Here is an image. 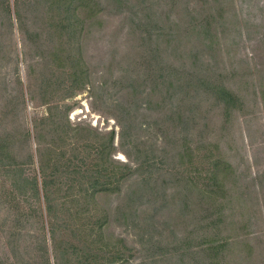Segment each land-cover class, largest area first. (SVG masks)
<instances>
[{"label": "trees", "instance_id": "1", "mask_svg": "<svg viewBox=\"0 0 264 264\" xmlns=\"http://www.w3.org/2000/svg\"><path fill=\"white\" fill-rule=\"evenodd\" d=\"M105 1H107L106 8L112 2L118 6L116 10H121L119 6L124 4L123 0ZM130 5L137 14L136 21L132 19L131 22H136L142 31L138 35L139 43L132 45L124 52L119 61V71L114 77L116 81H121L123 84L114 102L119 110V115L114 117L120 128L119 146H121V152L131 161H121L117 171L112 165L113 160L109 158V150H106L108 146H113L114 131H107L106 136L94 131L92 136L95 139L88 136L83 140L82 131L85 128L70 126L67 119L69 107L62 108L56 103L57 100H65L73 96L75 90L84 89L89 82L87 81L88 69L81 62L80 33L83 30V20L79 10L82 7L94 10L95 7H99V2L94 0H28L27 2L13 0L12 7L15 19L19 22L17 31L21 35L23 54L34 59L35 65L39 67L34 80L28 81L25 86L28 93L33 92L35 88L38 97L32 94L29 96L35 106H47L46 115L33 119L35 140H38V127L44 125L45 136L49 141L47 149L49 152H55L57 156L55 161L47 159L45 162L41 157L40 148L36 147L33 150L29 143L30 133L24 121L26 107L21 87L23 83L18 78L20 89L18 87L17 91H12L2 78L0 81V209L7 201L16 197L36 205L41 214L44 209L47 214L54 216V206H63L68 215L78 216L75 221L77 231L87 232L84 240L68 241L70 257L75 261L83 262L88 255L87 247L94 243L97 245L101 243L100 232L105 224L103 220L93 221L97 219V213L93 209L84 211L83 208L86 207L84 204L94 202L97 193H111L114 188L111 189L110 186L115 182L117 184L115 189H118L119 193L123 184L127 187L117 207L124 218H127L130 213L133 214V210L139 213L143 205L160 200L161 204L157 206L156 211L158 213L162 208H166L165 184L170 179L175 185L173 198L179 192H183L179 194L173 207L176 217L190 214L191 220L197 222L183 242L192 244L197 238L192 234L199 230H202L204 235L197 241L194 248H189L188 245L185 253L177 252L175 246L158 250L157 253H148V250L158 243L160 238L150 234L144 239L143 235H140L141 239L138 240L140 247L137 250L142 251V248H145L144 245L148 246L147 253L138 264H184L185 260L180 257L190 251L194 259L193 264H223L224 260L229 262L232 260L236 263L239 259L246 261L250 259L253 254L251 251L254 249L249 243V234H254L245 230L249 225L247 219L243 223L240 219L237 222L240 234L233 243L235 247L240 246L239 249L232 247V241L227 237L216 240L209 237L212 231L218 234L227 229L232 231L231 227L234 222L236 223V220L234 222L228 220L229 215L224 213L226 205L223 206V203L217 199L218 193L221 196L228 195L230 188L226 184L229 180H234V177L232 178L234 171L232 169L228 171L230 165H227L225 161L226 148L221 146L220 141L214 140L203 146L204 151L197 149L199 157L211 160L209 165L197 167L195 175L185 174L178 167L184 162H192L191 158L196 149L192 144L190 145V135L194 130H198V125L202 127L197 133L200 138L204 132L208 137L211 134V129L214 127L213 116L209 117L210 110L203 106L204 100L208 97L212 99V104L214 101L215 106L223 102L221 116L225 121L218 129L216 128L220 138L226 136L225 123L228 121L232 130L229 134L236 140L237 131L234 128L233 111L239 110L238 106L242 104L241 98L221 83L222 73L212 71L209 62L199 61V53L204 51L203 46H205L204 35L211 33L210 30L213 27L211 21L204 23L201 20L198 24L190 25L186 32L179 28L172 32L153 24L155 12L149 1L143 0ZM122 10L129 11L128 8ZM10 12L11 0H0V61L11 57L17 61ZM207 17L210 15L203 16L205 20ZM130 33L134 34L135 29H132ZM186 35H193V37L197 35L198 49L196 51H192V46L187 49ZM160 37L162 41L164 37L163 49L158 41ZM172 41L174 43L171 52L176 51L182 57L181 47H185L184 52L190 63L180 61L176 64L162 57H167L168 46ZM192 41L193 39H190L191 44ZM161 60H165V63ZM33 66L34 64L29 65V73H32ZM57 70L58 73H56ZM256 89L258 104L261 102L264 105V85L259 81ZM143 111L153 116L155 125L166 127L165 130L169 131L170 135L166 132L161 133L163 139L161 145L150 150L158 151V155L150 156V151H147L140 158L141 155L133 157L131 150L125 145L130 142L134 144L133 132L143 127V123L138 120ZM145 127H149L148 123ZM89 132L93 131L89 130ZM78 135L82 139L78 138ZM102 138H105L106 142H101ZM168 143L173 146V149L168 147ZM79 146L89 147L87 154H91L89 156L91 163L83 164L82 159L79 162L75 161ZM212 156L214 158H211ZM169 165L172 166L170 169H168ZM35 168L38 169L39 176ZM166 174L169 175L168 179L165 178ZM193 178L196 179L195 182ZM199 181H201L200 185L197 184ZM192 193L195 194L191 199ZM67 203H73V205H66ZM1 212L0 264H36L30 259H25L20 253V249L25 248L22 240L19 241L22 232L30 231L25 225L26 222L21 223L23 220H20L17 224L8 225L5 222L7 217L4 218L3 215L1 218ZM11 213L10 209L4 212L8 214L7 219ZM26 215L28 214H20V218ZM241 217L243 218L242 215ZM18 218H12V220L17 221ZM84 219L87 222L82 221ZM152 220L153 215L146 220L148 221L147 230L150 227L154 228ZM260 233L262 231L257 232V234ZM152 239L154 242L147 244ZM173 242L170 241V244ZM41 254L49 264L45 245Z\"/></svg>", "mask_w": 264, "mask_h": 264}, {"label": "rangeland", "instance_id": "2", "mask_svg": "<svg viewBox=\"0 0 264 264\" xmlns=\"http://www.w3.org/2000/svg\"><path fill=\"white\" fill-rule=\"evenodd\" d=\"M24 1L27 2L28 0ZM94 1L99 2V7H95L94 10L89 7H82L79 10L80 17L83 20V30L80 33L82 45L81 62L88 69L87 81L89 82L84 89L75 90L73 96L65 100H57L56 103L62 108L64 106L69 107L67 119L70 126H82L85 128L82 131L84 133L83 140L88 136L95 139L92 136L94 131L99 132L103 136H106L105 133L107 131H114L113 146H108L106 150H109V158L113 160L114 170L119 171L118 166L121 161H131L121 152V146H119L118 133L120 128L114 118L119 115V110L114 105V102L123 84L121 81H116L114 77L119 71V61L124 52L131 48L132 45L139 43L138 35L142 30L139 29L136 22H131L132 19L136 21L137 14L130 7V4L143 0H123L124 4L119 6L121 10H116L118 6L115 3L111 2L106 8L107 1ZM147 1H149L152 10L155 12L153 24L167 31L174 32L179 28L186 32L190 25L198 24L201 20L204 23L211 21L213 27L210 30L211 33L204 35L205 46H203L204 51L199 53V61L205 60V62H209L208 64L212 71L222 73L221 83L233 91L234 95L241 98L242 104L239 106L236 104L239 110L233 111L234 128L237 131V134L235 133L236 140L229 134L232 130L228 121L225 123L226 136L220 138V133L217 129L225 121L223 120L224 117L221 116L223 102L221 101L219 105L215 106L214 101L212 104V99L208 97L204 100L203 106L210 110L209 117L213 116L214 127L211 129L209 137L204 132V135L200 138L197 133L202 127L198 125V130H194L190 135V145L192 144L194 149H196L191 158L192 162H184L178 167L185 174L195 175L197 167L209 165L211 160L210 158L199 157L197 149L204 151L203 146L209 142L214 140L221 142V146L224 149L226 148L227 152L225 161L227 165H230L228 171H231V169L234 171L232 178L234 177L236 181L229 180L226 184L230 188L228 195L221 196L218 193L217 199L223 203V206L226 205L224 213L227 216L229 215L228 220H232V222L236 220V223L234 222L231 227L232 231L227 229L220 234L212 231V235L209 237L215 240L227 237L232 241V247H235L233 242L240 234L237 222L240 219L241 223H243L247 219L249 225L245 230L247 229L248 233L252 232L254 234H249V243L254 248L251 251L253 254L246 261L239 259L235 263L232 260L230 262L224 260L223 264H264V236H262L264 234V105L261 102L258 104V95H255L257 83L260 81L264 85V0ZM12 2L13 0H11L10 13L17 61L14 57L0 61V64H3L0 65V81L4 78L10 90L17 91L18 87L20 89L18 78L21 80L25 100L24 106L26 107L24 121L30 133L29 143L33 150L36 147L40 148L41 157L45 162H47V159L55 161L57 154L49 152L47 149L49 141L45 136L44 125L38 127V140H35L32 125L33 119L46 115L47 106H35L29 97L31 94L38 97L35 88L30 93L26 89L25 85H27L28 81L32 82L34 80L39 67L35 65L34 59L23 54L24 47L21 43V35L17 31L19 22L15 19ZM126 8L129 11L122 10ZM207 15H210V17L205 20L203 16ZM140 16L142 17V12H140ZM132 29H135L134 34L130 33ZM186 36L188 39L185 44L187 49L192 46V51H196L198 49L197 35L194 37L193 35ZM190 39H193L192 44ZM158 41H160L163 49L165 47L164 37L163 41L161 37ZM173 43L172 41L168 46L167 57H162L168 58L170 61L176 62V64L180 63V61L190 63L184 52L185 47H181L183 51L182 57L176 51L174 53L171 52ZM161 62L165 63V60H161ZM30 64H34L33 68H31L33 70L31 71L32 73H29ZM56 73H58V70ZM143 112L138 118L143 123V127L136 129L132 134V139L135 138L134 144L130 142L125 145L126 148L131 150L133 157L141 155V158L147 151L154 150L157 145H161L163 140L161 133L166 132V134L170 135V132L165 130L166 127L155 125L153 116H150L149 112ZM147 123L149 125L148 128L145 127ZM89 130L93 132H89ZM78 138L82 139L79 135ZM100 140L101 142H106L105 138ZM169 146L170 149H173L170 143H168ZM88 148V146H79V152L77 158H75L76 162H79L80 159L83 160V164L90 162L89 156L91 154H87ZM158 154L159 152L156 150L155 152L150 151V156ZM211 158L214 157L212 156ZM226 163L224 162V167ZM171 167L169 165L168 169ZM35 171L39 176L37 168H35ZM165 178L168 179L169 175L166 174ZM193 180L194 182L196 181L195 178ZM173 184L170 179L165 184V203L167 205L166 208H162L158 213L156 211L157 206L161 204L160 200L159 202L154 201L148 205H143L140 208L141 211H138L140 216L139 213L133 210V214L130 213L127 218H124L117 207L127 187L123 184L121 193H119V190L115 189L117 186L115 182L110 186L111 189L114 188L111 193H97L94 202L90 201L84 204L86 205L85 208L82 207L84 211L93 209L97 213V219L93 221H98L99 219L103 220L105 224L100 232L101 243H98V245L94 243L87 247L88 255L83 262L81 260L75 261L70 257L68 241L84 240L87 232L85 230L77 231V223L75 221L78 216L68 215L63 206H54V216L47 214L43 208L41 214L36 205L31 202H25L23 199L19 200L16 197L7 201L3 208L0 209V212L2 211L1 218H3V215L4 218H8V214H4V212L10 209V212H12L11 216L5 220L8 225L17 224L20 220H23L21 223L26 222L25 225L30 231L28 233L22 232V237L19 241L22 240L25 248H21L20 253L25 259H30L36 264H47L46 258L42 257L41 254L43 253L44 245L47 247L49 264H138L147 253L146 247L148 246L144 245L145 248H142V251L137 250L140 247L138 241L141 239L139 238L140 235H143L144 239L149 237L150 234L160 238L159 242L148 250V253H157L156 251L164 250L169 246V249L175 246L177 252L185 253L188 245L189 248H194L197 241L204 235L202 230H199L192 234L197 237L192 244L183 242L185 236L189 235L197 222L191 220L190 214H186L184 217H176L173 207L181 192L173 198V194H175L173 193L175 191V185ZM197 184L200 185L201 181ZM194 194L192 193L191 199ZM18 200L19 202H17ZM229 200L230 202H228ZM66 205L72 206L73 203H67ZM20 214L28 215L20 218ZM232 214H234L233 217L235 219H233ZM152 215L154 228L150 227L147 230L146 224H148V221L146 220ZM12 218H18V220L13 221ZM82 221L87 222L86 219ZM135 224H138V226H135ZM258 231H262V233L257 234ZM170 241L174 242L170 244ZM153 242L154 239L147 244L150 245ZM239 247L236 246L235 248L239 249ZM198 256L200 257V253H198ZM181 258L185 260L184 264H193L194 259H192L191 251L182 255Z\"/></svg>", "mask_w": 264, "mask_h": 264}]
</instances>
